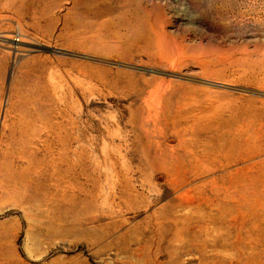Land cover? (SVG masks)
<instances>
[{
    "label": "rangeland",
    "instance_id": "rangeland-1",
    "mask_svg": "<svg viewBox=\"0 0 264 264\" xmlns=\"http://www.w3.org/2000/svg\"><path fill=\"white\" fill-rule=\"evenodd\" d=\"M0 264H264V0H0Z\"/></svg>",
    "mask_w": 264,
    "mask_h": 264
},
{
    "label": "water",
    "instance_id": "water-1",
    "mask_svg": "<svg viewBox=\"0 0 264 264\" xmlns=\"http://www.w3.org/2000/svg\"><path fill=\"white\" fill-rule=\"evenodd\" d=\"M43 50H45V51H49V52H54V50H52V49H50V48H42Z\"/></svg>",
    "mask_w": 264,
    "mask_h": 264
}]
</instances>
